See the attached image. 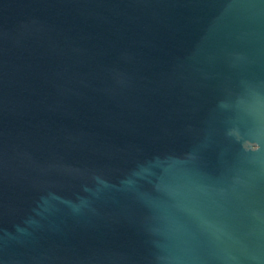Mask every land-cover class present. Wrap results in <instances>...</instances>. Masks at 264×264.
<instances>
[{
    "label": "water",
    "instance_id": "95a60500",
    "mask_svg": "<svg viewBox=\"0 0 264 264\" xmlns=\"http://www.w3.org/2000/svg\"><path fill=\"white\" fill-rule=\"evenodd\" d=\"M0 264H264V0H0Z\"/></svg>",
    "mask_w": 264,
    "mask_h": 264
}]
</instances>
